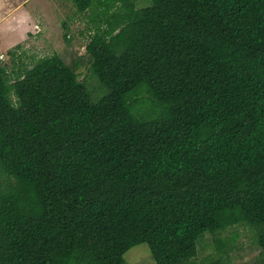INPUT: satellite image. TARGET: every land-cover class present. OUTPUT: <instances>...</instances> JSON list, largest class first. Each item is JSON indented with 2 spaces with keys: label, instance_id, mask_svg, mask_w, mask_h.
I'll list each match as a JSON object with an SVG mask.
<instances>
[{
  "label": "trees",
  "instance_id": "trees-1",
  "mask_svg": "<svg viewBox=\"0 0 264 264\" xmlns=\"http://www.w3.org/2000/svg\"><path fill=\"white\" fill-rule=\"evenodd\" d=\"M94 1L96 102L59 54L0 65V264H199L236 224L263 255L264 0Z\"/></svg>",
  "mask_w": 264,
  "mask_h": 264
},
{
  "label": "rangeland",
  "instance_id": "rangeland-1",
  "mask_svg": "<svg viewBox=\"0 0 264 264\" xmlns=\"http://www.w3.org/2000/svg\"><path fill=\"white\" fill-rule=\"evenodd\" d=\"M148 3L141 1L137 7ZM100 10L96 1L79 12L74 0H0V65L13 75L30 68L39 58L59 54L78 73L91 100L96 102L105 88L89 68L85 45L97 24L106 26L102 16L96 17ZM143 96L148 98L146 93ZM149 104L142 106L146 107L140 113L152 115ZM263 255L256 232L248 224L214 233L206 231L196 240L195 259L199 264H212L215 259H221L223 264H264ZM123 259L125 264H155L145 243L132 246Z\"/></svg>",
  "mask_w": 264,
  "mask_h": 264
},
{
  "label": "crops",
  "instance_id": "crops-1",
  "mask_svg": "<svg viewBox=\"0 0 264 264\" xmlns=\"http://www.w3.org/2000/svg\"><path fill=\"white\" fill-rule=\"evenodd\" d=\"M263 257H264V255H263ZM216 260V259H215ZM213 261V260H212ZM222 263V262H221ZM223 264V263H222Z\"/></svg>",
  "mask_w": 264,
  "mask_h": 264
},
{
  "label": "water",
  "instance_id": "water-1",
  "mask_svg": "<svg viewBox=\"0 0 264 264\" xmlns=\"http://www.w3.org/2000/svg\"><path fill=\"white\" fill-rule=\"evenodd\" d=\"M81 81V79H79Z\"/></svg>",
  "mask_w": 264,
  "mask_h": 264
}]
</instances>
